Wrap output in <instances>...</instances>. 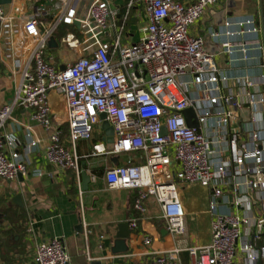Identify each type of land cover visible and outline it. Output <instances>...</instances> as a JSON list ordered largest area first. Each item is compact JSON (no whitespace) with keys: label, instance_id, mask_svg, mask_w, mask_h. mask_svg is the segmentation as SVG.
Wrapping results in <instances>:
<instances>
[{"label":"built area","instance_id":"1","mask_svg":"<svg viewBox=\"0 0 264 264\" xmlns=\"http://www.w3.org/2000/svg\"><path fill=\"white\" fill-rule=\"evenodd\" d=\"M139 1L147 24L136 43H124L122 34L135 0H130L124 20L109 0L38 3L24 19L20 47L28 48L22 55L28 54L14 99L0 107V127L15 108L29 109L31 119L48 134L44 149L48 164L79 174L78 145L93 141L101 114L106 113L114 128L113 148L99 140L91 153H145L141 164L128 160L105 170L108 189L136 192L138 215L130 218L132 229L139 228L148 211L146 201L153 195L169 232L184 234L186 213L178 184L199 183L212 190V239L188 248L192 264H235L239 242L246 264L260 260L264 264V74H226L208 52L205 39L191 34L192 26L220 0ZM45 16H51L49 22ZM235 24L239 33L258 32L253 17ZM61 25L77 28L62 38V43L77 50L76 60L66 63L64 70L52 63L47 51ZM10 30V16L0 4V34ZM225 33L235 35L238 30L228 28ZM230 44L225 45L231 52ZM243 50L248 59L247 49ZM51 92L66 99L68 137L61 127H53ZM187 109L193 110L191 120L199 128L188 125ZM33 132L34 125L28 137L35 148L41 140ZM17 143L13 136L0 139L4 181L16 180L29 170ZM96 179L92 174L91 180ZM144 242L150 245L152 239L146 237ZM178 251L155 254L148 264H181ZM69 261L61 239L43 240L35 247L34 264Z\"/></svg>","mask_w":264,"mask_h":264},{"label":"crops","instance_id":"2","mask_svg":"<svg viewBox=\"0 0 264 264\" xmlns=\"http://www.w3.org/2000/svg\"><path fill=\"white\" fill-rule=\"evenodd\" d=\"M47 2L48 0H12L5 5L11 19V30L0 34V107L12 102L21 83L23 63L28 54L22 55L28 48L20 47L25 16L38 3ZM109 2L120 20H124L130 0ZM250 17L256 20L258 32L239 33V26L235 22ZM44 19L49 22L51 16H45ZM228 21L234 23L228 27ZM146 24L144 5L135 0L129 9L126 27L122 30L124 43L134 42L130 37L132 33L139 40L142 36L141 28ZM76 26L61 25L53 36L57 46H50L49 43L48 58L58 68L70 62L66 51L69 54L74 52L77 56L76 49L62 43V38L68 32H77ZM228 28L236 29L238 33L226 35ZM191 34L205 39L208 52L214 55L219 68L226 74H264V12L261 0H220L192 26ZM228 42L231 43V52L225 45ZM244 48L247 49L248 59L244 58ZM50 103L53 127H61L68 137L65 97L51 92ZM32 125L34 136L41 140L35 148L31 147L28 137L29 127ZM6 136L16 138L17 151L28 163L29 170L13 181L0 179V264H34L37 243L55 238L63 241L70 257L68 264H148L155 254L175 252L178 249L177 260L181 264H192L193 258L188 248L211 242L212 190L199 183L178 184V198L186 213L184 234L173 236L169 232L162 208L153 195L146 201L148 211L140 218L139 228L132 229L129 226V232L126 226L121 231L120 224L130 223V218L138 215L134 208L136 192L129 189H108L104 181L105 170L116 165L117 161L118 165L126 164L128 160L141 164L145 161V153L135 151L114 156L93 155V143L107 137L102 123L96 127L93 141H81L78 145L77 151L81 156L79 174L75 170L63 172L48 164L44 155L49 141L48 134L31 119L29 109H14L12 118L0 127V139ZM115 157L118 159L115 160ZM83 171L90 179L92 174L97 177L96 181L91 180L87 190L82 188ZM17 195H21L22 204L14 201ZM10 218L16 222L15 226L22 224L23 229L14 230L17 231L12 233L15 244L8 247L2 229L9 225ZM87 231L90 233L85 235ZM122 234L128 236L124 238ZM146 237L152 239L150 245L145 244ZM240 247L239 242L235 264H246L245 253Z\"/></svg>","mask_w":264,"mask_h":264},{"label":"water","instance_id":"3","mask_svg":"<svg viewBox=\"0 0 264 264\" xmlns=\"http://www.w3.org/2000/svg\"><path fill=\"white\" fill-rule=\"evenodd\" d=\"M11 2H12V0H0V4L1 5L10 4ZM261 8H262V12H264V1L263 0H261ZM76 25L79 26L78 23H76ZM49 43H50V46H57V42H56V40H55L54 37L51 38V40H50ZM65 68H66L65 66H61L60 69L64 70ZM246 113H248V112L246 111ZM184 114H185V117L187 119V122H188V125L189 126L199 128V123L197 121H195V120H191V117L193 115V110L192 109L185 110L184 111ZM101 119H102V128H104L106 130V132H107V137L105 138V141L107 142V147H108V149H112L113 148V142H114V128L106 120V113H102L101 114ZM117 159L118 158L115 157V160H117ZM116 165H118V161H117ZM82 177H83V185H82V188L85 189V190H87L88 187H89V184L91 183L90 176L85 171H83L82 172ZM14 201H16L19 204H22V202H21V195L15 196ZM126 226H128L129 232H130L131 229L129 227L130 226V223L129 222L120 224L119 228L122 231L123 229H125ZM127 236H128V234H122V237H124V238L127 237ZM258 264H262V261L260 260L258 262Z\"/></svg>","mask_w":264,"mask_h":264},{"label":"trees","instance_id":"4","mask_svg":"<svg viewBox=\"0 0 264 264\" xmlns=\"http://www.w3.org/2000/svg\"><path fill=\"white\" fill-rule=\"evenodd\" d=\"M65 132H66V128H65ZM80 161H81V159H80ZM95 170H98V169H95ZM10 221H9V225L7 226V227H4L3 229H2V232H3V234L5 235V237H6V245H8V247H11L10 245H12L13 244V238H12V233H15V232H17V231H14L15 229H23L22 227H23V225L22 224H19L18 226H15L16 224V222H13L14 220L12 219V218H10L9 219ZM19 220H20V217H19ZM15 244V243H14ZM14 244L12 245V246H14Z\"/></svg>","mask_w":264,"mask_h":264},{"label":"rangeland","instance_id":"5","mask_svg":"<svg viewBox=\"0 0 264 264\" xmlns=\"http://www.w3.org/2000/svg\"><path fill=\"white\" fill-rule=\"evenodd\" d=\"M130 37L132 38V40H134L133 43H136L138 41L136 34L132 33V34H130ZM62 51H63V49H62ZM65 53H66V56L68 57V59L70 60V62H73L76 60L77 57L75 56L74 52H72V54L71 53L69 54V51H68V53L66 51ZM67 54H69V55H67Z\"/></svg>","mask_w":264,"mask_h":264}]
</instances>
